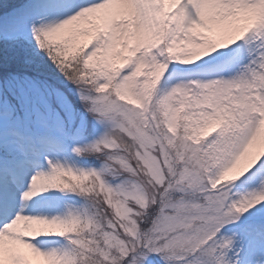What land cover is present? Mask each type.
I'll return each instance as SVG.
<instances>
[{"label": "snow or ice", "instance_id": "obj_1", "mask_svg": "<svg viewBox=\"0 0 264 264\" xmlns=\"http://www.w3.org/2000/svg\"><path fill=\"white\" fill-rule=\"evenodd\" d=\"M0 264H264V0H0Z\"/></svg>", "mask_w": 264, "mask_h": 264}, {"label": "rangeland", "instance_id": "obj_2", "mask_svg": "<svg viewBox=\"0 0 264 264\" xmlns=\"http://www.w3.org/2000/svg\"><path fill=\"white\" fill-rule=\"evenodd\" d=\"M102 131H103V129L100 128V126H97V133H96V134H99V132H102ZM92 138H94L93 135H90V136L88 137L89 140H91Z\"/></svg>", "mask_w": 264, "mask_h": 264}]
</instances>
